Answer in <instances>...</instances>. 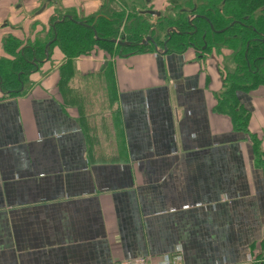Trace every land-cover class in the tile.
Wrapping results in <instances>:
<instances>
[{
	"label": "crops",
	"instance_id": "1",
	"mask_svg": "<svg viewBox=\"0 0 264 264\" xmlns=\"http://www.w3.org/2000/svg\"><path fill=\"white\" fill-rule=\"evenodd\" d=\"M105 1L0 0V58L7 35L48 28L65 10L95 15ZM150 1L162 15L168 0ZM157 50L95 52L38 76L20 97L0 91V264L264 256V168L249 134L218 108L231 57ZM65 70L82 100L59 89ZM236 97L264 151V86Z\"/></svg>",
	"mask_w": 264,
	"mask_h": 264
},
{
	"label": "trees",
	"instance_id": "2",
	"mask_svg": "<svg viewBox=\"0 0 264 264\" xmlns=\"http://www.w3.org/2000/svg\"><path fill=\"white\" fill-rule=\"evenodd\" d=\"M116 1L121 9L110 6ZM202 1L198 4L194 0H168L162 15L155 16L148 14L154 10L150 0H106L100 11L89 17L79 16L75 10L52 17L48 28L36 32V38L40 33L46 37L44 41L35 38L33 45H24L28 41L9 36L3 45L7 57L0 58L1 99L17 98L29 91V79L46 64L45 48L49 43L48 62L52 61L54 50L62 60L72 61L95 52H103L109 59L123 58L155 52V46L166 48L169 54H182L192 48L200 57L213 52L222 55L224 49L228 53L224 58L231 57L235 72L224 69L225 88L218 108L231 118L236 131L249 134L256 163L264 168L262 142L249 133L250 114L236 97L238 90L264 86V0ZM67 15L72 20L64 18ZM170 28L176 32L168 34ZM147 37L153 39L155 46L142 44ZM119 39L131 46L113 42ZM254 264H264V256Z\"/></svg>",
	"mask_w": 264,
	"mask_h": 264
},
{
	"label": "rangeland",
	"instance_id": "3",
	"mask_svg": "<svg viewBox=\"0 0 264 264\" xmlns=\"http://www.w3.org/2000/svg\"><path fill=\"white\" fill-rule=\"evenodd\" d=\"M122 1V0H121ZM195 1V3H198V4H201L203 1L202 0H194ZM111 7H112V9H118V7L120 6V3L119 2H117V4H111L110 5ZM108 7V6H107ZM69 11V10H68ZM65 12H67V10H65ZM81 16V15H80ZM39 24H37L36 25V27L35 28H33L32 27V30H31V33H29L28 35L25 33V35H22L21 37H23V38H20L21 40H23V41H28V43H25L24 45H33L31 42L36 38V32H40L41 31V29L42 28H39V26H38ZM123 32V31H122ZM122 32L120 33V37H121V34H122ZM9 36H13V35H7L6 36V38L7 37H9ZM5 38V39H6ZM46 37L43 35V34H41L40 33V35L36 38V39H40V40H42V41H44V39H45ZM5 39L3 40V41H5ZM54 53H53V56L56 54V52H57V50H54L53 51ZM48 54H49V51H48ZM56 56H54V58H55ZM52 59V61H50V62H48V61H44V63H46L43 67H42V69H41V72L40 73H38V75H37V77H35L34 75V77L32 76V78H30L29 79V87H28V89H29V91H30V89H31V87L35 84V80H36V78H38V76H42V75H51V71L52 70H54V69H56V68H59V69H61L62 70V68H63V66L64 65H67V64H73L72 63V61H68V60H55V59ZM59 64H63L61 67H58L59 66ZM227 65H228V63H226ZM231 64V65H230ZM229 67H230V72H232V73H234L235 72V64H234V62H232V60H231V62H229ZM58 69V70H59ZM58 72V71H57ZM70 73H69V71H67V70H65L63 73H62V76H66V77H62V82L63 83H65V86H66V89H65V87L64 86H61L59 89L62 91V92H64L65 94H66V90H71V91H73L71 94H70V97L73 99V100H75V101H79V100H82L83 98V92H77L76 90H77V88H78V86L77 87H70V85H71V81L72 80H70V81H67L66 79H67V77H68V75H69ZM74 76H75V71L73 70V73H72ZM66 83H67V85H66ZM83 84H84V82H83ZM90 84V83H89ZM80 88V90H83L84 89V87L83 86H80L79 87ZM91 92L92 93H94V95H95V91L94 90H91ZM92 98H93V96H90V98H88V100H89V104H92Z\"/></svg>",
	"mask_w": 264,
	"mask_h": 264
},
{
	"label": "water",
	"instance_id": "4",
	"mask_svg": "<svg viewBox=\"0 0 264 264\" xmlns=\"http://www.w3.org/2000/svg\"><path fill=\"white\" fill-rule=\"evenodd\" d=\"M148 14L155 15V16H160L161 15L160 12H157V11H154V10L153 11L152 10L151 11H148ZM64 18H68V19L72 20V17L70 15L64 16ZM78 24H81L82 25L83 23L82 22H78ZM211 28H212V26H211ZM212 30H213V28H212ZM172 32H176V30L174 28H171V29L168 30V34H170ZM222 32L223 31H219V32L217 31V33H222ZM113 42L116 43V44H118V45H120V46H131L130 43L124 42V41H121V40H114ZM142 44L143 45L152 44L153 46H155L154 41H153V39L151 37H147L146 39H144L143 42H142ZM50 45H51V43H49L46 46V48H45V54H46V60L45 61H48V59H49L48 51H49ZM155 49L157 50L158 48L155 46ZM163 50H164L163 53L166 54L167 53V49L164 48ZM158 53H160V51H158Z\"/></svg>",
	"mask_w": 264,
	"mask_h": 264
},
{
	"label": "built area",
	"instance_id": "5",
	"mask_svg": "<svg viewBox=\"0 0 264 264\" xmlns=\"http://www.w3.org/2000/svg\"><path fill=\"white\" fill-rule=\"evenodd\" d=\"M122 264H150L148 259L143 255L136 256L134 258H128L123 261Z\"/></svg>",
	"mask_w": 264,
	"mask_h": 264
},
{
	"label": "flooded vegetation",
	"instance_id": "6",
	"mask_svg": "<svg viewBox=\"0 0 264 264\" xmlns=\"http://www.w3.org/2000/svg\"><path fill=\"white\" fill-rule=\"evenodd\" d=\"M175 29V28H174ZM176 30V29H175Z\"/></svg>",
	"mask_w": 264,
	"mask_h": 264
}]
</instances>
